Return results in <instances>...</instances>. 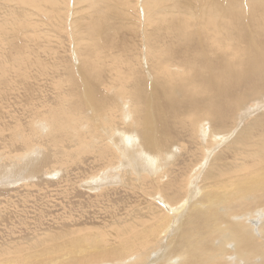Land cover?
<instances>
[{
  "label": "bare ground",
  "instance_id": "1",
  "mask_svg": "<svg viewBox=\"0 0 264 264\" xmlns=\"http://www.w3.org/2000/svg\"><path fill=\"white\" fill-rule=\"evenodd\" d=\"M71 1L0 0V108L19 146L0 157L41 148L0 179L84 156L94 200L109 184L142 205L93 229L0 232V264H264V0ZM68 8L70 44L38 29Z\"/></svg>",
  "mask_w": 264,
  "mask_h": 264
},
{
  "label": "rangeland",
  "instance_id": "2",
  "mask_svg": "<svg viewBox=\"0 0 264 264\" xmlns=\"http://www.w3.org/2000/svg\"><path fill=\"white\" fill-rule=\"evenodd\" d=\"M68 1H69V6L71 8V2L72 1L71 0H68ZM142 1L143 0H138V2L140 4ZM70 8H68L67 11L65 10L64 11L65 13L63 12L64 14H63V17L61 18L62 20L61 19L58 21L53 20V22L55 21L54 25H57V26H54V25L51 26L53 28V30L51 29L50 26L49 27L47 26L48 24L46 22V19L43 21L41 20V22H40V19L38 20V22L41 23V24H39L40 27L38 29H42L43 31H45V33L52 34V36H53L54 35L53 33L56 32L57 31L56 29H59L58 27L60 26V27H62V30L60 32L62 34H60V36L62 35V37H65V36L68 37V35L71 34L68 31L73 30V26H74L73 21H72L74 14H73V12H71L72 9H70ZM70 13H71V15H70ZM64 17H66L67 19ZM32 18H33V20L38 19L37 17L35 19L34 16H32ZM63 24H65V25H63ZM41 26H44V27H41ZM63 27H65V28H63ZM54 29L56 31H54ZM63 32L65 34H63ZM66 32H68V33H66ZM31 34H33V33H31ZM37 34L40 37L43 36V33L40 31H37ZM31 37H32V35H31ZM68 38H70V39H66V42L65 41H62V42L66 44L68 41V43L70 44V41H71L70 35ZM30 40H32V39H30ZM54 40H56V39H54ZM52 43H54V41L51 38V43H50L51 46H52ZM53 45L55 46L56 44H53ZM34 81H36V82L34 83ZM37 82H38V84H36ZM40 82L41 83L43 82V85ZM29 84H31V85L34 84L32 86L37 85L40 88H41V86L43 88L44 87L46 88V86H47V88H49L48 87L49 85H47V82L44 81L43 78H41V79L38 78L36 80H34V78H32V79H30ZM45 84H46V86H45ZM48 93H50V92L48 91ZM1 109L2 108H0V113L6 111L3 109H2L3 110L2 111ZM18 114L21 115V112H18ZM25 118H26V114L24 116V119ZM5 119H6L5 116L3 115V113H1L0 114V154L7 152V150H9V148H11L12 150L16 149L17 148L16 146H18V144L11 146L8 142V139H7L8 130L5 129ZM20 120L23 123L22 125L25 126L27 120L26 121L22 120V119H20ZM21 121H19V122L21 123ZM37 122L35 121V123H34V124H36V126H37V124L39 125L40 123H41L40 126L43 125V122L41 120H38ZM9 123H10V121L7 124H9ZM37 131L39 132V134L45 133V130H42V129L41 130L37 129ZM186 144L188 146H190V145L192 146L191 142L188 139H187ZM32 145L35 149L33 148V150H32V147H31V151H28V152H27V150L14 152L13 156L14 155L15 156L11 157L10 160H9V158L6 159L7 156L4 157L5 159H3V156H1L2 160H0V164L3 165V163H5L6 166L4 165L3 167L9 171L13 163H17V164L19 163L21 165L23 162H30L29 156L31 157V162H32L34 159L38 158V152L41 149L39 147H35L37 144L34 145V143H33ZM193 147L194 146H192L190 148H193ZM194 150H196L195 147H194ZM33 151H36L37 153H34ZM20 153L23 154L22 156L24 158L21 155H19ZM24 153L27 155H25ZM18 156H20V157H18ZM25 156L29 159H27ZM78 156L80 157L81 155H78ZM1 157H0V159H1ZM16 158H17V160H16ZM20 159L23 161H21ZM80 159L79 160L82 162H79V160L78 161L75 160L76 162L73 165H70V167L69 166L67 168L63 167L61 169V168H57V167L53 166L52 168H48L46 171L35 174L34 176H36V177L31 175L32 178H30L31 177L30 175L23 177L24 173H21L22 171L20 172V175H21L20 176V175H18L19 174V172H18L17 175L22 177L21 178L22 181H21L20 177H18L17 175H16L17 176L16 177L15 174H11L12 177H10V178H13V179L10 180V178H7L5 180L6 184L2 179H0L2 181V182L0 181L1 182L0 183V227H1L0 232L6 233V231H7L8 235H10L12 232H14L15 229L24 230L28 226H35L37 224L41 225V223H42V225H41L42 228H44V226L46 227V225L49 227L51 225L54 228H58V226H59V228H61V227L69 226V225L73 226V224L75 226L76 223L78 222L76 225L77 227H80L81 225H85L88 228H91V226H92V229H93V226L104 225L105 220L107 218H109L108 216L112 213V211L115 212V210H116V212H120V210H122V209L130 210V208L133 207V205L134 206H139V205L141 206L142 205L141 199H139V197L141 198L139 193H137L138 194L137 197L139 196L138 198L135 197L136 195H134V196L130 195L129 197L124 195V194H127L128 192H132V191L134 192V191H136V189L131 190V191H126L124 193L121 190H120V192L119 191L114 192V191H111L109 189V187L112 186V185L109 186V184L103 185V188L108 186L107 189H103L102 191H100L101 194L97 192L99 196L96 195L97 199L95 198V200H94V196H95L94 192L95 191H90V190H93V169H92V171H90L91 168L89 167V166H91L90 165L91 163L85 162V165L87 163L89 165L87 164L86 167L80 166V165H84L83 161H86L87 158L85 159V157L83 156V158L81 157ZM1 161H2V163H1ZM8 161H10L9 164L7 163ZM78 162L80 163V165ZM21 166H22V168H24L23 167L24 165H21ZM75 166H77V168ZM3 167H1V169H0L1 175H3V173H5V172H8ZM79 170H80V172H79ZM42 173H44V174H42ZM80 173H81V175H79ZM90 174H92V175H90ZM38 175L40 176L39 178L37 177ZM91 176H92V178H91ZM25 177H28V178L26 179ZM0 178H6V177L0 176ZM16 178H18L20 180L17 181ZM8 179L10 181H12L11 182L12 186L7 185V183L10 182V181H7ZM14 179H16V181H14ZM3 182H4V185L2 186ZM84 184H86V186H84ZM6 185H7V187H6ZM87 185H88V188L86 189ZM76 192H78V193H76ZM75 195H77V196H75ZM92 195H94V196L92 197ZM101 196H102V198H101ZM77 197L79 199L82 198V199H80L81 201L78 200ZM119 198H120V200H119ZM75 199H76V202H75ZM134 199L135 200L137 199L139 202L138 201L135 202ZM103 200H105V201H103ZM148 200H151L152 203H154L156 205L158 204V202H157L158 200H155L154 198L153 199L147 198L146 203H148ZM151 201H149V202H151ZM146 203H144V204H146ZM97 204H99V205L101 204L100 206L103 209L100 208L99 205H98L99 207H97ZM144 204H143V206H144ZM148 204H150V203H148ZM106 205L107 206L109 205L111 207L109 209H105V207L106 208L109 207V206L107 207ZM113 206L115 208H113ZM37 207H40V208L38 209ZM128 207H130V208H128ZM167 207L171 208L168 205H167ZM111 208H112V211L110 210ZM99 209L100 210L105 209L106 211L104 210V212L103 211L100 212ZM51 210L53 212L56 210L55 211L56 213H53ZM107 210L111 211L110 214H109V211H107ZM99 212H100V214L103 212L102 215L104 213H105V215H103V217H102L99 214ZM114 212L111 214L112 216L114 215ZM49 213H50V216H49ZM93 214H95V216H93ZM96 217L99 218V222L97 220L98 218H96ZM104 217L106 219L102 220ZM110 219H107V220H110ZM68 220L70 222H68ZM76 220H77V222H76ZM107 220H106V222H107ZM28 222H30V223H28ZM74 222H76V223H74ZM56 223H58V224H56ZM69 223H71V224H69ZM65 224H66V226H65ZM78 224H80V226ZM12 237H14V236H12ZM8 238H10V237H8Z\"/></svg>",
  "mask_w": 264,
  "mask_h": 264
}]
</instances>
